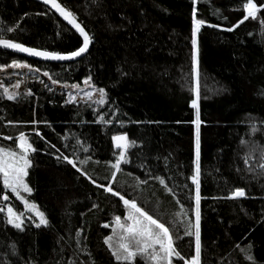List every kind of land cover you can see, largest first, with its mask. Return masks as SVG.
Segmentation results:
<instances>
[{
  "label": "trees",
  "instance_id": "16d2710c",
  "mask_svg": "<svg viewBox=\"0 0 264 264\" xmlns=\"http://www.w3.org/2000/svg\"><path fill=\"white\" fill-rule=\"evenodd\" d=\"M58 1L94 37L86 56L76 62H41L0 49V65L30 64L59 83L81 85L91 75L92 83L106 90L108 102L103 107L84 100L67 103L66 94L46 89L38 81L26 87L33 95L21 92L13 101L0 89V145L16 148L20 132L29 136L37 149L30 154L29 198L49 219V226L41 228L27 220L20 231L0 213V264H68L69 260L117 264L104 243L113 235L112 227L102 225H111L116 215L123 219L122 201L56 157L72 156V148L64 144L75 145L78 137L89 151L76 154L81 159L93 157L81 167L97 183L106 184L104 177L111 173L107 162L119 154L111 137L120 132L135 139L137 147L130 149L131 162L122 165L114 188L137 199L145 211L165 223L178 251L190 258L194 237L184 234L181 222L194 221L195 208L192 0ZM245 2L197 0L196 4L197 18L206 21L197 34L202 264H250L241 251L249 243L256 264H264V170L259 168L264 163V10L257 20L250 18L231 32L225 30L243 19ZM0 25H19L5 38L41 50H74L82 43L65 20L35 0H0ZM13 83L5 80L7 86ZM97 111L112 123L94 122ZM253 125L258 129L255 134ZM34 129L43 139L33 134ZM246 155L249 165L244 163ZM147 174L163 177L174 195L155 179L136 188L135 177L144 179ZM236 187L245 188L246 197L226 199ZM14 205L21 208L15 198ZM181 205L188 215L177 217ZM80 229L78 245L75 233ZM85 246L87 251L82 250ZM135 264L146 262L139 257ZM174 264L183 262L174 260Z\"/></svg>",
  "mask_w": 264,
  "mask_h": 264
},
{
  "label": "snow or ice",
  "instance_id": "6c2138e0",
  "mask_svg": "<svg viewBox=\"0 0 264 264\" xmlns=\"http://www.w3.org/2000/svg\"><path fill=\"white\" fill-rule=\"evenodd\" d=\"M45 5H50V8L55 10L63 20L67 21L69 25L82 37V43L79 47L74 50H63V51H49L41 50L37 47H28L24 43L16 42L14 38H5L7 34L13 33L19 28V25L15 27L0 25V47L5 49L15 50L21 53H26L32 57L43 58L44 60L52 61H71L76 58L82 57V55L88 53L90 45L93 43L94 37L86 31V26H82L80 22H77L76 14L69 10L66 6H62L58 0H42ZM192 74L195 80L196 86L192 89L194 92V98L191 99V108L195 110V119L192 123L195 125V168L193 175L191 176L192 184L195 186V208H194V221L189 218L186 221H182L181 224L184 228V234L186 236L194 237V255L190 258H185L180 251H178L175 246L173 233L170 228L161 222L159 218H155L150 215L148 211H145L141 207L137 199L126 198L122 195L120 191L114 188V183L117 180L118 173L123 171L122 165L129 164L130 161V149L137 147V141L135 139H130L127 132H120L111 137V141L115 149L119 150V154L115 155L114 161H108V167L111 169L110 178L104 177L107 183H97V180L92 176L88 175V172L81 166L87 165L92 161L93 157L91 155L84 156L83 159L77 155V151H82L87 153L89 148L84 146V142L78 137H74L76 140L75 145H70L68 143L64 144V148H72V156L65 155L61 153L56 157L58 160H63L67 164L71 165L77 172L82 176L87 178L93 185L97 188L102 189L106 193L118 197L122 201L125 215L123 219L121 216L116 215L113 219L112 224L105 223L102 225L104 228L112 227L113 235H109L104 238V243L108 246L111 251V255L117 261V264H135L137 258H144L146 264H174V260L182 261L183 264H202V241H201V164H200V89H199V48L197 34L200 32L201 27L206 24L204 19L197 18V0H192ZM243 10L246 13L243 19L239 21L238 24L233 25L225 29L226 31H233L235 28L239 27L245 21L250 18L253 20L258 19V13L264 10V3H257L256 0H246L243 3ZM226 19V18H225ZM264 24V21H261ZM211 27H218V25H210ZM264 31V29H262ZM6 67V65H0V68ZM11 67L13 68H27L29 71H34L36 73L40 72L39 68L33 69L30 64L20 63L13 61ZM44 76H47L53 84L59 83L58 80L52 79L49 72H44ZM84 84L87 86L84 89L80 88L79 84L72 85L75 88L76 94L69 93V100L67 103H72L77 101V96L80 92H83L86 102L92 101L96 105L103 107L108 102L107 92L104 88H97L95 84L92 83V76L89 75L84 79ZM14 89H20L21 82L17 81L15 85L12 86ZM91 89L89 91L88 89ZM0 89H2V94L9 100L13 101L18 99L22 94L19 91H9L3 83H0ZM94 94H98L99 99L93 101ZM26 96H31L33 93L29 89ZM89 107L92 104L88 105ZM98 119L94 122L101 124H111L110 119H106L103 112L97 111ZM33 125H37L39 121H32ZM8 124H12V121H8ZM258 131L255 125L252 126L251 132L255 134ZM33 134L37 137L43 139V134L39 132L38 129H34ZM7 140H12V136L5 137ZM65 140H69L68 136L64 137ZM17 150L6 149L0 146V182H2V190L4 194L2 196L3 202L9 201V194H13L18 200L22 201L25 208L29 213H34L33 215L27 216V220L36 228L48 227L49 219L46 217L45 212L40 211L39 207L34 202H29L22 193L31 195L33 189L26 182V178L29 176V169L32 167V161L30 159V153L37 151L33 147V143L29 141L28 136L25 132H20L15 138ZM49 147L56 149L57 152L60 150L56 148L55 144H49ZM250 155V154H249ZM75 157V158H73ZM261 159L264 160V153H262ZM98 164L99 161H96ZM244 163L249 165V156L246 155ZM78 164L80 166H78ZM259 168L264 170V163L259 164ZM249 171H254L249 167ZM131 176V173H128ZM158 180L160 185L164 187L166 192L173 194V189L168 186L165 179L161 176H153L147 174L146 178L141 179L140 177H135L136 188H140L141 185H146L149 180ZM246 191L243 187H236L232 190L225 198L226 199H238L246 197ZM179 203V201H177ZM93 208H97L98 205L93 204ZM0 213H5V207L0 206ZM177 217L183 215L187 216L188 213L184 212L183 206L181 205V211L175 214ZM38 220V222H37ZM6 223L17 230L23 231L25 227V217L23 214L14 210L11 204L7 205L6 208ZM83 229L76 231L75 235L77 237V244H80L79 237L81 236ZM86 239V238H85ZM115 240V243L113 241ZM239 247V245L237 246ZM253 245L249 243L245 249L241 251L245 254V259L250 262V264H256L254 256L251 254V249ZM87 251L86 246L82 249ZM90 256L91 254L88 253ZM68 264H87L86 261H73L69 260Z\"/></svg>",
  "mask_w": 264,
  "mask_h": 264
},
{
  "label": "rangeland",
  "instance_id": "374dc122",
  "mask_svg": "<svg viewBox=\"0 0 264 264\" xmlns=\"http://www.w3.org/2000/svg\"><path fill=\"white\" fill-rule=\"evenodd\" d=\"M18 62V61H17ZM22 63V62H20ZM12 64H10L9 66L7 67H3V68H0V83H3L6 87L9 88V91H19L20 93L21 92H26V87L27 85L32 82V81H38L42 84V86L46 89H51V90H54L58 93H64L68 96L69 98V93L71 92L72 94H76V89L72 87V85H76V84H72V83H57V84H53L51 80H49V78L47 76H44L43 73L40 71L39 73H36L34 71H29L27 68H13L11 67ZM33 69H36L34 67H32ZM10 80V81H14V83L12 85H9L7 86L5 84V80ZM17 81H20L21 82V87L20 89H14L12 86L15 85L17 83ZM80 85V84H79ZM87 86L84 84V81L83 83L80 85V88L81 89H84L86 88ZM97 87V86H96ZM99 88V87H97ZM89 91H91V89L89 88L88 89ZM84 97V94L83 92H80L79 95L77 96V100H84L86 101V98H83ZM99 99V96L98 94H94L93 96V101L94 100H97ZM92 102V101H91ZM28 139L29 141L31 142L29 136H28ZM1 146V145H0ZM4 147V146H2ZM6 149H12V150H17L18 151V148H8V147H4ZM31 154V153H30ZM29 171V170H28ZM26 182L29 184V186L31 187L29 181H28V177L26 178ZM8 191V190H7ZM10 193V191H9ZM8 193V194H9ZM22 195L29 200V202H34L32 201L30 198H29V194H26V193H22ZM3 196V195H2ZM2 196L0 197V202L4 204V207H5V214H6V208H7V205L8 204H11L14 208L15 211L21 213L24 215L25 217V222L27 221V216L29 215H33L34 216V213H29L27 211V209L25 208V205L23 204L22 201L18 200L13 194H9V201L8 202H3L2 200ZM16 200H18L21 204V208L18 209L16 207V205H14V198ZM36 203V202H34ZM37 204V203H36ZM38 205V204H37ZM39 207V210L40 211H43L41 209V207L38 205ZM44 212V211H43ZM47 217V216H46ZM38 222V220H37Z\"/></svg>",
  "mask_w": 264,
  "mask_h": 264
},
{
  "label": "water",
  "instance_id": "95a60500",
  "mask_svg": "<svg viewBox=\"0 0 264 264\" xmlns=\"http://www.w3.org/2000/svg\"><path fill=\"white\" fill-rule=\"evenodd\" d=\"M35 1H37V2H40V3H42V0H35ZM59 2V1H58ZM60 3V2H59ZM43 4V3H42ZM45 5V4H44ZM47 7H49L50 8V5H46ZM63 6V5H62ZM51 9V8H50ZM51 10H53V9H51ZM54 12H55V10H53ZM56 13V12H55ZM57 15H59L58 13H56ZM62 18V17H61ZM76 18H77V16H76ZM63 19V18H62ZM67 22V21H66ZM77 22H79V20H78V18H77ZM71 26V25H70ZM81 39H82V37H81ZM90 47H91V45H90ZM0 49H3V50H7V51H10V52H13V53H15V54H17V55H19V56H21V57H24V58H28V59H32V60H36V61H41V62H59V63H68V62H76V61H79V60H81L84 56H86V54H84V55H82V57H80V58H76V59H74V60H71V61H52V60H44L43 58H39V57H32V56H29L28 54H26V53H21V52H18V51H15V50H11V49H5V48H3V47H0ZM89 50H90V48H89ZM89 52V51H88Z\"/></svg>",
  "mask_w": 264,
  "mask_h": 264
}]
</instances>
